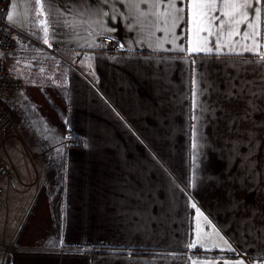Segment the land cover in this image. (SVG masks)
I'll return each instance as SVG.
<instances>
[{"label": "crops", "instance_id": "obj_1", "mask_svg": "<svg viewBox=\"0 0 264 264\" xmlns=\"http://www.w3.org/2000/svg\"><path fill=\"white\" fill-rule=\"evenodd\" d=\"M208 3L10 1L7 20L68 61L58 110L80 141L48 183L55 246L11 264H264V0Z\"/></svg>", "mask_w": 264, "mask_h": 264}, {"label": "rangeland", "instance_id": "obj_2", "mask_svg": "<svg viewBox=\"0 0 264 264\" xmlns=\"http://www.w3.org/2000/svg\"><path fill=\"white\" fill-rule=\"evenodd\" d=\"M5 57V68L25 86L2 101L13 128L0 143V162L9 172L0 195V264H8L14 251L55 246V237L30 234L38 218H43L44 234L49 227L48 205L44 202L58 191L57 186H48L50 175L54 176L52 182L57 183L61 178L62 149L80 143L65 141L66 135L59 127L64 115L58 110L55 95L49 92L56 91L54 94L64 99L68 61L57 52L25 39ZM30 88L44 92L51 111L30 100L27 96Z\"/></svg>", "mask_w": 264, "mask_h": 264}, {"label": "built area", "instance_id": "obj_3", "mask_svg": "<svg viewBox=\"0 0 264 264\" xmlns=\"http://www.w3.org/2000/svg\"><path fill=\"white\" fill-rule=\"evenodd\" d=\"M11 0H0V143L6 138L13 128V121L3 105V99L24 88L23 81L11 74L4 65L3 55L14 52L21 39L40 45L29 35L20 31L6 18ZM104 52L115 53L118 47L111 37H104L100 43ZM0 162V195L3 194V180L8 175Z\"/></svg>", "mask_w": 264, "mask_h": 264}, {"label": "snow or ice", "instance_id": "obj_4", "mask_svg": "<svg viewBox=\"0 0 264 264\" xmlns=\"http://www.w3.org/2000/svg\"><path fill=\"white\" fill-rule=\"evenodd\" d=\"M257 2H259V0H257ZM172 7H175V5L173 4ZM203 7L205 9H207L208 7H211L213 10H215L214 0H210V3L203 5ZM227 7H230V8H233V9H252L254 6L252 4H250V3H245V4H240V5L229 4V5H227ZM183 11H184L183 8L178 9V12H183ZM206 15H207L206 11L201 13V16H206ZM241 15L246 18L247 13L246 12H242ZM259 15H260L259 9H256V16H257V18L259 17ZM9 18L11 19V16ZM183 19H184L183 16H178V17H176L175 22L178 24L179 21H181ZM210 19H215V18H210ZM236 22L237 23H240L241 21H236ZM248 23H249V27H252V22L249 21ZM221 31H223V26H221ZM45 32L47 33V28H45ZM209 34L211 35V33H209ZM236 34L242 35V38L244 40H249V39H252L253 40V44H252L251 47H249V45H247V44L242 45V47L246 51H252V50H254L257 47V45L255 44V35H256L255 32L249 33L247 31H245L244 33L241 34L239 32V29H237L236 30ZM238 43L239 42L236 41V40H231L226 45H221V44L218 43L217 44V50H219L220 47H231V50L233 52H235L236 51L235 45H237ZM196 50H198V51H200V50H207V51L211 52L213 49L212 48H206L205 46L201 45V46H198V48ZM261 63L264 64V56L261 57Z\"/></svg>", "mask_w": 264, "mask_h": 264}, {"label": "trees", "instance_id": "obj_5", "mask_svg": "<svg viewBox=\"0 0 264 264\" xmlns=\"http://www.w3.org/2000/svg\"><path fill=\"white\" fill-rule=\"evenodd\" d=\"M49 92L51 93V96L55 95L56 105H59V106H61V108L65 109V106H64L65 103L63 101L64 99L62 100V99H60V97L58 95L54 94V92H56V91H49ZM27 96L34 103L41 105L43 109L47 110V108H48V110L51 111L52 107H50L49 103H47L48 102L47 98H46L44 92H42L41 90H39L37 88H30L27 90ZM62 101H63V104L61 105ZM64 113H65V110H64ZM64 116H65V114H64ZM59 124H60L59 127L61 128L62 132L65 134L67 132L65 123L61 122ZM60 174H61V172H60ZM53 179H54V176H53V174H51L50 175V183H53L52 182ZM38 219H39L38 222H36V224H34V231L30 235H36V236L42 235V236H44V225H43V220H42L43 218L41 217ZM39 237H41V236H39ZM8 264H11V257H9Z\"/></svg>", "mask_w": 264, "mask_h": 264}]
</instances>
